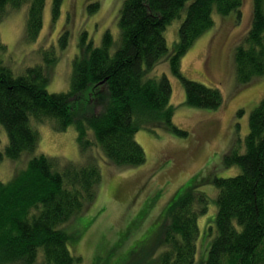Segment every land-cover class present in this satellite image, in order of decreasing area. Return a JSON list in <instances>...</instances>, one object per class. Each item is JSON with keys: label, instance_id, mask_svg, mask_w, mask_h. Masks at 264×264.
I'll use <instances>...</instances> for the list:
<instances>
[{"label": "trees", "instance_id": "obj_1", "mask_svg": "<svg viewBox=\"0 0 264 264\" xmlns=\"http://www.w3.org/2000/svg\"><path fill=\"white\" fill-rule=\"evenodd\" d=\"M188 1L123 0L117 38L105 31L99 45L85 42L82 54L73 59L66 91L46 89L49 77L41 65L14 74L0 60V125L7 135L0 160L32 154L11 179H0V264H76L68 247L74 235H69L63 224L94 200L101 181L94 162L60 163L34 153L38 133L32 118L49 121L56 130L74 124L80 149L89 145L91 131L109 161L135 166L146 160L134 137L139 127L147 126L143 123L162 124L179 135L186 133L172 120L171 85L165 73L147 76L161 59L167 60L171 73L180 79L188 105L215 108L221 104L220 89L185 77L180 61L194 40L213 25L214 13L239 14L244 0ZM60 3L52 0L53 18ZM23 5L25 34L33 40L42 28L45 0H0V18L7 9ZM95 7V2L87 6L88 11ZM251 15L244 42L234 50L235 76L240 84L264 74V0H252ZM182 16L177 40L170 49L164 29ZM84 37L85 33L82 42ZM4 49L0 39V53ZM248 126L243 141L236 140L224 154L225 165L236 166L238 171L212 180L217 188L216 209L207 230L211 231L207 233V254L199 264H264V99L251 110ZM202 193L175 197L168 206L169 221L162 231L161 247H155L159 249L153 258L156 264L195 262L197 218L207 207ZM193 197L203 201L200 208Z\"/></svg>", "mask_w": 264, "mask_h": 264}, {"label": "rangeland", "instance_id": "obj_2", "mask_svg": "<svg viewBox=\"0 0 264 264\" xmlns=\"http://www.w3.org/2000/svg\"><path fill=\"white\" fill-rule=\"evenodd\" d=\"M90 2L96 3L93 11H88ZM122 2L61 0L59 13L53 18L52 0H45L42 28L33 40H28L25 34L26 5L9 8L0 18V39L5 44L0 60L14 74L41 65L49 77L46 89L66 91L70 87L73 59L82 54L85 42L99 45L105 31L117 38ZM251 13L252 0H244L239 14L214 13L213 25L181 57L180 68L185 77L220 89L223 99L219 106L188 105L182 83L171 73L165 58L147 71L149 77L162 73L167 76L171 85L172 120L186 133L179 135L162 124L143 123L147 126L139 127L134 136L145 151L146 160L142 164H113L91 131L89 145L80 149L74 124L56 130L49 121L31 119L38 133L34 153L51 156L60 163L94 162L100 169L101 181L94 200L63 224L69 235H74L68 247L76 257V264H156L153 258L158 256L159 249L155 247H161L162 231L169 221L168 206L175 197L202 192L207 207L197 218V252L193 264L205 259L210 239L207 233H211L207 230L216 209L217 188L212 180L238 171L236 166L225 165L224 154L236 140L243 141L248 132L249 114L264 99V74L245 84L238 83L235 76L234 50L244 42ZM182 18H174L164 29L170 49L177 40ZM6 142V132L0 125V148ZM31 155L18 159L3 157L0 179H11L25 167ZM193 199L198 208L203 205L198 197ZM118 241L121 243L115 246Z\"/></svg>", "mask_w": 264, "mask_h": 264}, {"label": "flooded vegetation", "instance_id": "obj_3", "mask_svg": "<svg viewBox=\"0 0 264 264\" xmlns=\"http://www.w3.org/2000/svg\"><path fill=\"white\" fill-rule=\"evenodd\" d=\"M117 190V189H116Z\"/></svg>", "mask_w": 264, "mask_h": 264}]
</instances>
